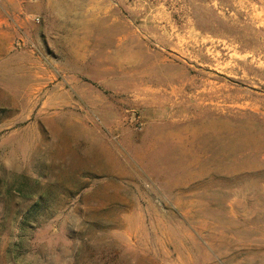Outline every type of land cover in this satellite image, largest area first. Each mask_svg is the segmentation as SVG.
<instances>
[{"label": "rangeland", "instance_id": "1", "mask_svg": "<svg viewBox=\"0 0 264 264\" xmlns=\"http://www.w3.org/2000/svg\"><path fill=\"white\" fill-rule=\"evenodd\" d=\"M264 264V0H0V264Z\"/></svg>", "mask_w": 264, "mask_h": 264}, {"label": "clouds", "instance_id": "2", "mask_svg": "<svg viewBox=\"0 0 264 264\" xmlns=\"http://www.w3.org/2000/svg\"><path fill=\"white\" fill-rule=\"evenodd\" d=\"M31 260V257H27L25 259H22L18 262V264H29V261Z\"/></svg>", "mask_w": 264, "mask_h": 264}]
</instances>
